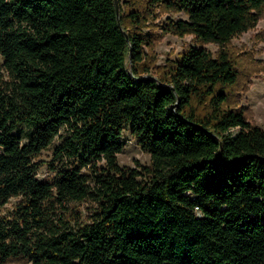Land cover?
Listing matches in <instances>:
<instances>
[{
  "label": "trees",
  "instance_id": "trees-1",
  "mask_svg": "<svg viewBox=\"0 0 264 264\" xmlns=\"http://www.w3.org/2000/svg\"><path fill=\"white\" fill-rule=\"evenodd\" d=\"M160 10L195 42L164 64ZM263 16L264 0H120L119 16L116 0H0V209L21 196L0 264H264V128L231 48ZM128 125L149 166L119 163Z\"/></svg>",
  "mask_w": 264,
  "mask_h": 264
},
{
  "label": "rangeland",
  "instance_id": "rangeland-1",
  "mask_svg": "<svg viewBox=\"0 0 264 264\" xmlns=\"http://www.w3.org/2000/svg\"><path fill=\"white\" fill-rule=\"evenodd\" d=\"M158 12L151 19V26L147 28L158 34L157 41L152 49H147L150 59H155L156 64H164L168 58H177L183 49L195 44V42L192 34L179 36L174 33H163L162 26L166 19L168 17L173 19L186 18L187 15L184 12H164L162 10ZM205 46L214 54L219 50V45L213 42L207 43ZM231 48L235 56L241 60L240 62L245 70H250V72L244 74V91H240L239 102L247 108L252 122L264 128V16L256 27L234 37L231 41ZM2 62L3 60L0 58V63ZM31 128L28 125L25 126L22 132L23 141L28 140V133ZM122 138L125 147L118 154V160L122 166L137 167L151 164V154L143 150L132 136L130 125L124 129ZM59 141L60 139L56 138L51 146L43 150L36 158V161L40 164L39 179H52L57 175L53 162L58 164V161L54 160V148ZM70 166L68 164V167ZM20 200L21 196L12 197L11 201L0 209V215L9 214ZM87 205L85 202L78 205L84 218H87L89 214ZM69 206H72V202ZM8 264H31V261H11Z\"/></svg>",
  "mask_w": 264,
  "mask_h": 264
},
{
  "label": "water",
  "instance_id": "water-1",
  "mask_svg": "<svg viewBox=\"0 0 264 264\" xmlns=\"http://www.w3.org/2000/svg\"><path fill=\"white\" fill-rule=\"evenodd\" d=\"M116 8H117V12H118V16L120 15V1L116 0Z\"/></svg>",
  "mask_w": 264,
  "mask_h": 264
}]
</instances>
